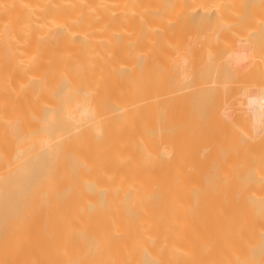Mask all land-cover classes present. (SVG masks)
Wrapping results in <instances>:
<instances>
[{"label": "bare ground", "instance_id": "bare-ground-1", "mask_svg": "<svg viewBox=\"0 0 264 264\" xmlns=\"http://www.w3.org/2000/svg\"><path fill=\"white\" fill-rule=\"evenodd\" d=\"M0 264H264V0H0Z\"/></svg>", "mask_w": 264, "mask_h": 264}]
</instances>
